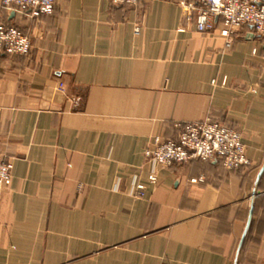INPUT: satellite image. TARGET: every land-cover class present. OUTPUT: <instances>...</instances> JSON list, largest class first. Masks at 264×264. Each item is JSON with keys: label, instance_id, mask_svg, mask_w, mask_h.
I'll list each match as a JSON object with an SVG mask.
<instances>
[{"label": "crops", "instance_id": "1", "mask_svg": "<svg viewBox=\"0 0 264 264\" xmlns=\"http://www.w3.org/2000/svg\"><path fill=\"white\" fill-rule=\"evenodd\" d=\"M181 1L1 10L31 49L0 51V264H233L264 163V36L199 32ZM205 119L241 132L248 166L144 156ZM256 193L237 264H264V172Z\"/></svg>", "mask_w": 264, "mask_h": 264}, {"label": "built area", "instance_id": "2", "mask_svg": "<svg viewBox=\"0 0 264 264\" xmlns=\"http://www.w3.org/2000/svg\"><path fill=\"white\" fill-rule=\"evenodd\" d=\"M115 5L132 6L139 0H109ZM183 17L195 23L199 32L215 30V19L223 27L220 34L229 42L243 25L252 28L257 36H264V0H190L179 3ZM55 0H0L2 9L16 10L29 17L53 13ZM31 49L29 37L18 27L0 21V51L7 54L26 55ZM63 90V84L59 83ZM153 147L144 150V156L156 165L169 166L192 160L220 161L226 169H239L249 164L242 134L220 121L205 119L180 125L176 140L154 137ZM11 162L0 159V187L11 183ZM152 183L156 175L149 176ZM135 197L144 196V186L136 185Z\"/></svg>", "mask_w": 264, "mask_h": 264}, {"label": "water", "instance_id": "3", "mask_svg": "<svg viewBox=\"0 0 264 264\" xmlns=\"http://www.w3.org/2000/svg\"><path fill=\"white\" fill-rule=\"evenodd\" d=\"M264 172V163L263 165L261 166L260 170L258 171V174L256 176V179H255V183H254V187H253V191H252V194H251V198H250V206H249V214H248V218H247V221H246V225H245V228H244V231H243V234L241 236V239L238 243V246H237V249H236V252H235V256H234V260H233V264H237L238 263V258H239V255H240V251L242 249V246H243V242L245 240V237L247 235V232H248V229H249V226H250V222H251V217H252V211H253V203H254V198L256 197L257 193H256V185L261 177V175L263 174Z\"/></svg>", "mask_w": 264, "mask_h": 264}, {"label": "rangeland", "instance_id": "4", "mask_svg": "<svg viewBox=\"0 0 264 264\" xmlns=\"http://www.w3.org/2000/svg\"><path fill=\"white\" fill-rule=\"evenodd\" d=\"M260 37H261V36H260ZM262 37H263V36H262ZM249 164H250V161H249ZM249 164H248V165H249ZM248 165H247V166H248Z\"/></svg>", "mask_w": 264, "mask_h": 264}]
</instances>
